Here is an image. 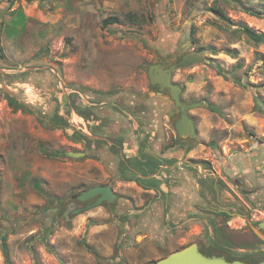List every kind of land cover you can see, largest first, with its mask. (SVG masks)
Wrapping results in <instances>:
<instances>
[{
	"label": "rangeland",
	"instance_id": "obj_1",
	"mask_svg": "<svg viewBox=\"0 0 264 264\" xmlns=\"http://www.w3.org/2000/svg\"><path fill=\"white\" fill-rule=\"evenodd\" d=\"M110 17L118 21L106 25ZM245 27L264 33V0H0V264L152 263L209 243L215 218L199 206L231 198L261 228L264 42ZM196 53L204 60L174 71L182 99L202 103L190 110L197 138L181 139L180 110L148 67ZM56 111L69 127L41 121ZM75 132L118 139L123 150ZM134 151L162 161L159 188L117 171L121 152ZM213 178L223 180L219 200ZM106 179L120 201L74 212L85 206L74 196ZM244 218L233 215L227 229L220 220L225 236L237 239L231 228Z\"/></svg>",
	"mask_w": 264,
	"mask_h": 264
},
{
	"label": "water",
	"instance_id": "obj_2",
	"mask_svg": "<svg viewBox=\"0 0 264 264\" xmlns=\"http://www.w3.org/2000/svg\"><path fill=\"white\" fill-rule=\"evenodd\" d=\"M197 60H204L199 53L185 54L182 58L175 63L168 64L159 57V61L152 63L148 67V76L152 86H159L160 91L168 92L170 98L180 110L179 117L175 120V129L178 137L181 139L194 140L198 136L197 126L195 120L190 115V110L194 107L201 106L202 103L195 102L189 103L182 99V86L176 83L173 79L174 71L179 67L188 66ZM94 139H106L104 136H91ZM111 143H114L110 141ZM73 157H83L86 155L84 151H69L67 153ZM97 197V199L87 205L86 207H80L74 212L78 213L82 210L91 209L96 206L103 205L105 203H116L118 201V195L109 184H99L91 186L82 190L76 194L74 198L79 201H86ZM247 221L254 229V231L264 240V234L258 227L254 225L252 220L246 216ZM259 227L264 229V220L259 223ZM153 264H249L242 260L228 261L221 256H208L204 254L197 243H193L184 247L183 249L173 251L167 256L157 260ZM258 264H264V260Z\"/></svg>",
	"mask_w": 264,
	"mask_h": 264
},
{
	"label": "flooded vegetation",
	"instance_id": "obj_3",
	"mask_svg": "<svg viewBox=\"0 0 264 264\" xmlns=\"http://www.w3.org/2000/svg\"><path fill=\"white\" fill-rule=\"evenodd\" d=\"M153 87H157L159 89V86L155 85ZM160 91V89H159ZM162 92V91H160ZM114 143L111 145H116L118 148H121V144L116 140H112ZM136 158V157H135ZM136 171V169H135ZM223 182H220L218 178H213V186L211 187L212 191L215 193L216 199L219 200V193L220 189H218V186L221 185ZM109 184V183H104ZM110 185V184H109ZM113 188V187H112ZM97 199V197H94L92 199L86 200V201H80L81 203H84L86 207L90 203L94 202ZM106 205H112L115 203H105ZM223 207L218 206H212L210 207H202L199 206V211H204L208 213L209 215L213 216L215 218V225L216 228L214 231H216V236H214L209 243L201 242L199 243L200 250L208 255V256H221L225 259L232 260V258H240V260L244 259L245 261L249 262L246 258L251 259H258L264 260V240L254 231V229L251 227L249 222L246 219V216H248L250 219L251 217L247 213L246 205L243 204L241 201L230 199L228 203H225ZM216 208V209H215ZM231 208V209H230ZM240 214L241 216L245 217V225L240 228H231V230L239 233V235L236 237L237 239H231L227 236H225V232L223 228L221 227L222 224L220 220H222L223 225L225 228L229 226L230 218L233 215ZM221 217V219H219ZM256 227H258L259 221H252ZM228 228V227H227ZM226 228V229H227ZM260 231L264 234V229L259 228ZM244 237V239H242ZM246 257V258H245ZM242 258V259H241Z\"/></svg>",
	"mask_w": 264,
	"mask_h": 264
},
{
	"label": "trees",
	"instance_id": "obj_4",
	"mask_svg": "<svg viewBox=\"0 0 264 264\" xmlns=\"http://www.w3.org/2000/svg\"><path fill=\"white\" fill-rule=\"evenodd\" d=\"M24 18H25L24 13L22 11H20L18 17L15 19V23L16 24L22 23ZM117 21H118V19L115 17H110V18L105 19L106 25L113 23V22H117ZM245 31L256 42H264V33H259L257 31H255L254 29H251L250 27H245ZM70 99H71L70 102H71L72 106L77 110L78 113L87 117L86 119L90 118L91 116L95 117V113L91 107H87V106L85 107V106L77 104L75 101L76 98H74V95H70ZM11 103L15 109H24V105L18 101H11ZM41 121L44 122L47 126H49L52 129L70 126V122L68 121V119L65 116L61 115L59 113V111H56L53 115H47L45 117H42ZM95 126H100V125L98 123V125H95ZM75 133L79 134L81 139L86 140L89 143L102 142L103 141L101 139H93L83 132H78V133L75 132ZM94 134H99V131H97V129H96V132H94ZM116 140L118 141V139H116ZM112 147L116 153H120V151L123 150V148H122L123 146L121 148H118L116 145H112ZM142 156L143 157H136V159H135V158H131V157H127V156L123 155V157L121 159V162H122L121 169L124 171L125 170H133L132 169L133 165L134 166L136 165V172L143 175V177L137 175V178L146 184V188H156V187L159 188L161 185V181L157 177L146 178L144 176L156 173L160 169L162 161L158 158H155V156L146 155L145 152L142 153ZM219 181L223 182L222 179H219ZM212 186H213V181H212ZM59 204L62 205V201H60ZM6 230L7 229H4V231L2 232V238H3L4 249L7 253L8 249H7V244H6V239H7ZM7 258H8V262H10L9 256H7ZM246 259L249 262L245 261L244 259H242V261H245L249 264H258L259 262L262 261V260L259 261L258 259H251V260L249 258H246ZM233 260H240V258H237V259L232 258V260H229V261H233Z\"/></svg>",
	"mask_w": 264,
	"mask_h": 264
},
{
	"label": "crops",
	"instance_id": "obj_5",
	"mask_svg": "<svg viewBox=\"0 0 264 264\" xmlns=\"http://www.w3.org/2000/svg\"><path fill=\"white\" fill-rule=\"evenodd\" d=\"M107 138H109V137H107ZM107 141H109V145H111L112 143L110 142V141H112V139H110L109 138V140H107ZM112 142H114V141H112ZM119 142V141H118ZM120 143V142H119ZM121 144V147L124 145V142H122V143H120ZM123 148V147H122ZM126 152V151H125ZM143 153V152H142ZM123 153H121V156L123 157V155H122ZM128 154V153H127ZM126 154V156H130V157H132V158H135L136 157V152L134 151L133 152V154H128L127 155ZM122 157H121V159H122ZM139 157H141V155L139 156ZM136 159V158H135ZM120 165H118L117 167H116V169H117V171L119 172V173H121V175L123 176V178H125L126 180H128L127 182H129V180H133L132 181V184H135V186H136V179H138L137 178V175H139V176H141V177H143V175L142 174H139V173H137L136 171H135V169H136V165L134 166L133 165V167H132V169L133 170H122L120 167H119ZM162 166V165H161ZM160 170V169H159ZM157 173V172H156ZM156 173H153V174H150V175H147V176H144V177H146V178H149V177H157L156 176ZM158 179H159V177H157ZM107 180V182H105ZM106 180H104L103 182H105V183H109L108 182V179H106ZM160 181H161V179H159ZM162 182V181H161ZM95 184L93 183L92 184V186H94ZM161 186V185H160ZM91 187V186H90ZM86 189V188H85ZM113 190L117 193V195H118V201H120V199L122 198V196L120 195V193L116 190V189H114L113 188ZM113 205V204H112ZM102 206V205H101ZM108 207V206H107ZM107 207H105V206H102V208H106L107 209ZM108 212V211H107ZM107 214V213H106ZM141 238V237H140ZM156 261H154V262H152V263H148V264H153V263H155Z\"/></svg>",
	"mask_w": 264,
	"mask_h": 264
}]
</instances>
